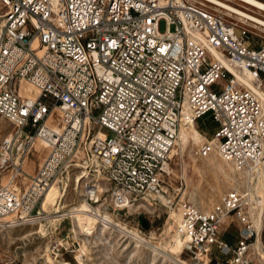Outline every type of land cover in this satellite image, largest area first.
Listing matches in <instances>:
<instances>
[{
	"label": "built area",
	"instance_id": "2783aa9c",
	"mask_svg": "<svg viewBox=\"0 0 264 264\" xmlns=\"http://www.w3.org/2000/svg\"><path fill=\"white\" fill-rule=\"evenodd\" d=\"M247 33L188 0H0V116L12 126L0 139V172L28 177L21 190L0 186V218L22 213L0 223L41 217L42 194L71 159L85 121L87 150L121 205L162 191L180 122L211 123L212 145L239 167L263 163L264 105L230 70L264 82V39L250 42ZM19 79L36 88L33 100L17 94ZM54 106L58 131L45 124ZM35 137L47 153L28 174L22 163ZM210 148L201 144L198 155ZM251 201L246 190L229 189L211 207L182 202L174 228L187 233L188 248L215 247L222 258L214 264H252Z\"/></svg>",
	"mask_w": 264,
	"mask_h": 264
},
{
	"label": "rangeland",
	"instance_id": "374dc122",
	"mask_svg": "<svg viewBox=\"0 0 264 264\" xmlns=\"http://www.w3.org/2000/svg\"><path fill=\"white\" fill-rule=\"evenodd\" d=\"M219 1L225 3L224 0ZM262 1L264 2V0ZM228 4L264 21V14L257 10L235 1ZM213 11L218 13L216 10ZM226 19L233 25H236V29L240 30L243 28L247 30L249 32L247 33L249 39H252L250 42L264 39L263 27L249 23L244 24L235 17ZM158 29H164L163 21L158 23ZM28 90L33 95V91L30 89ZM56 112L58 111L56 110ZM56 119L57 114H54L50 120V124L54 125ZM206 122L205 120L204 122L198 120L196 121V127L205 138L210 139L212 124ZM11 129L12 126L10 123L0 116V139L8 136ZM88 147L89 145L84 143L76 155L78 157H75L71 161V164H81L83 161L87 160L88 157H91L90 152L87 150ZM198 147L199 146L190 145L182 154L178 148L175 146L173 147V149L178 150L179 155L177 154L171 159L169 158V175H164V183L162 186L164 187L163 190L165 191L167 201H169V206H163L159 201L149 206L144 204L141 199H137L134 203H130L131 207L129 209H124L117 217V220L127 226V228L140 234L150 245L161 247L164 241L169 237L170 225L168 222L171 213L173 210H176V205H180L182 202H188L197 208H207L218 202L221 196L229 189L246 190L244 175L232 171L230 166L224 164L219 155L212 156L211 154H207L205 157L199 156ZM46 153L47 150L37 143L28 157L27 164L24 166L25 168L22 163L24 171L28 174H32L35 167L40 164ZM213 157L216 158L218 164L212 163ZM36 158L38 159L37 161H35ZM103 167L104 166H100L102 174L100 180L102 186L105 187L106 190L103 194L99 195L100 202L91 206L98 207L103 213L112 214V203L109 198L108 188L110 190L113 187L106 180ZM63 170L64 169L61 170L45 193L46 195L52 187L57 188L58 194H56L51 202L52 204L44 200V195L41 203V211L43 213L40 218L30 223L10 227L5 225L2 227L0 226V264H178L165 258L160 253L153 252L149 246L145 244H136L118 233L114 228L104 226L99 222L95 223L94 227L89 232H84L79 230L74 221L75 232L72 233L69 231L71 222L68 217L64 216V218L60 219L55 228L50 227L47 222V217L55 216L53 213L54 209L58 207L60 202L63 211H67L69 208L85 199L82 183L78 191L74 190V178L79 175L81 169L79 170L76 167L70 168V181L68 182L65 193L62 192L61 188H58L59 185L56 183L58 179L60 180L62 178L61 173ZM90 172L91 175L95 174L92 171ZM11 179L13 187L19 190L25 188L28 184V179L21 177H12ZM9 181L10 170L8 169L0 172V186L7 184ZM85 183L91 185L93 180L89 179L85 181ZM185 191H187V195L184 197ZM62 194L63 197H61ZM194 201V204L191 203ZM89 204H92V202ZM40 225L43 226V233L40 232ZM230 231L234 234V230L230 229ZM220 236L221 238H226V233H221ZM59 238L61 243L58 240ZM230 238H232L230 241L233 242L234 237L231 235ZM254 241L255 240L252 241V244ZM260 241L264 253V214ZM81 247L84 248L83 252H80ZM190 249L193 250L192 248ZM167 251L168 250H165L164 252L170 255ZM183 254L189 264H212L214 260H220L222 258L215 247L211 248L208 254L204 253V251H198L196 254L190 252L189 248L186 246ZM77 256L80 257V262ZM259 256L261 257V255ZM248 257L250 259V250ZM251 263L264 264V260L259 258L254 253V250H251Z\"/></svg>",
	"mask_w": 264,
	"mask_h": 264
},
{
	"label": "bare ground",
	"instance_id": "6f19581e",
	"mask_svg": "<svg viewBox=\"0 0 264 264\" xmlns=\"http://www.w3.org/2000/svg\"><path fill=\"white\" fill-rule=\"evenodd\" d=\"M190 1L196 2L205 8L207 7V9L210 8L212 10H216L219 13V15H221L225 19L235 17L244 24L249 23V24L259 25V26L264 28V21H262L256 17H253V16H251V15H249L243 11H240V10H238V9H236V8H234L228 4V3H232L233 1L239 2V3H241L247 7H250L252 9L257 10L258 12L264 14V2L262 0H224L225 3L221 2L219 0H190ZM234 26H236V25H234ZM215 56L221 62H223L222 58L217 53H215ZM230 70H231V72H233L236 79L240 80L242 82L243 86L250 88L256 92L261 105H264V86H263L264 83L259 82V81H254L246 71H237V70H234L233 68H230ZM15 89H16V92L19 95V97L23 100H26V101L33 100L38 93L36 88H34L29 82H27L24 79H19L17 81V85H16ZM28 89L33 91V95L29 92ZM56 110L58 112H56ZM54 114H57L56 123L54 125H51L50 120L52 119ZM194 123H195V121H189L186 123H184V122L179 123L177 131L175 133L173 145L168 152V157L171 159L178 154V150L173 149L174 146L176 148H178L182 154L184 152V150L187 149V147L190 145L200 146L201 144H203L205 142H209V144L211 145V148H210V151L208 154H211L212 156L219 155L221 157V159L223 160L224 164L227 166H230V169L232 171H235V172L239 173L240 175H244V180H245V184H246L245 185L246 191L248 192V194L251 196V199H252L251 204L248 207V210H249V214L252 218L253 227L255 229V238H254L255 241L253 244L251 243V245L249 247L250 260H251V250H254V253L259 258L264 260V253H263V249H262L261 241H260L262 219H263V214H264V162L261 164L254 165L252 167V170H246L245 168L237 166L230 159H228L225 156H223L222 154H220L217 151V149L214 147V145H212L213 141H209V140L205 139L195 129ZM45 124L47 126L53 128L56 131L60 130V128H61L60 109L57 106H54L52 108V110L50 111V113H49V115L45 121ZM86 132H87V123L85 121L84 129L82 131L80 141H79L71 159L69 160V162L65 163L61 167V169L59 170V173H60L61 170L64 169L63 172L61 173L62 178L60 180L58 179L56 182L59 185L58 188H61L62 192L65 193V191L68 187V182L70 181V176H69L70 168L76 167L79 170L81 169V172L79 173V175H77L74 178L75 179V184H74L75 189L74 190L78 191V188L80 187V184L82 183L85 199L81 200L76 205L69 208L67 211L66 210L63 211V209H62L63 207H62V204L60 202L58 207H55V209H54L53 213L55 214V216L47 217V219H48L47 222L49 223V226L55 228L57 226L58 222L60 221V219L64 218V216H66L69 218V220L71 222V227L69 228V231H71L72 233L75 232V230H74V221H75L80 231L89 232L94 227V224L99 222V223L103 224L104 226L114 228L118 233H120L123 236H125L126 238L132 240L136 244H145V245L149 246V248L153 252L160 253L165 258L170 259V260L174 261L175 263L189 264L188 260L186 258H184L185 256L183 254L185 251V247L188 245L189 236L187 235V233L180 231L178 228L177 229L174 228L175 226L178 227L180 224V205L179 204L175 206L176 210H173V212L170 215V219L168 222L170 225V227H169L170 234H169V237L167 238V240L164 241L163 246H161V247H158L155 245H150V243H148L140 234H138L136 231H134L132 229L127 228V226H125L123 223H121L119 220H117V217L121 214V211H123L124 209H129L131 207V204H130L129 200H127V199H125L126 201L124 202V205L117 204L115 201H113L112 194L114 192L118 191V189H116L115 187L112 186L113 188L110 190L108 188L109 198H110V201L112 203V206H111L112 211H113L112 214L103 213L99 210L98 207L91 206V205H96L100 202L99 201V195L103 194V192L106 190V188L102 186V183L100 180V178L102 176L100 166H102V164H100V162L98 163V160L93 155H91V157H93V158L88 157L87 160L83 161L81 164H78V163L71 164L72 163L71 161L75 157L76 158L78 157L76 155L79 152V149L81 148V146L84 145V143H87L89 145V142L87 140H85ZM94 135L99 136V137H103V132L101 130H96L94 132ZM34 140H35V142H34ZM37 143L39 144V146H41L47 150V145H46L45 141L43 139H41L40 137H35L31 143V147L29 149L28 154L25 156V158L23 160V167L26 166L27 161H28V157L30 156L31 152L33 151V149L35 148ZM170 159H169V161H170ZM212 163L218 164L216 162L215 157H213ZM168 167H169V165L167 163L166 174H165L167 176L169 175ZM24 168H23V170H24ZM87 168H89V169H87ZM90 171H92L95 174L91 175ZM59 173L54 177L52 182L44 190L42 197L40 199V210H41V203L43 201L44 195H45L48 187L54 182V180L57 178ZM17 177L28 179L27 176H25L24 174H21L20 176H17ZM163 177H164V175H163ZM89 179L93 180V183L91 185H89V186H92L89 188L93 189V192L90 195H88L86 193L87 187L85 186V184H86L85 181H87ZM11 180L12 179H10V181L7 183V185L11 186L12 188H14L16 190H19L16 187H13V184H12L13 182ZM163 181H164V178H163ZM242 185H243V183H242ZM163 189H164V187H161V190H162L161 192H158L157 194H145L139 199H141V201L144 204H147L149 206H152L153 203H155L156 201H159V203L163 206H166V205L169 206V201H167V198L165 196V191ZM56 194H58L57 188L52 187L48 191V193L45 195L44 200L47 203H51L53 201V199L55 198ZM186 195H187V191H185L183 196L185 197ZM61 197H63V194L61 195ZM90 202H92V204H89ZM191 203L194 204L195 201L191 202ZM198 205H200V204H198ZM21 214H22L21 212H19V213L17 212L16 214L6 215V216L1 217L0 220L1 221L10 220L14 217H17L18 215H21ZM172 224H173V226H172ZM2 225L3 224L0 223L1 227H2ZM8 227H10V226H8ZM39 228H40V232L43 233V229H42L43 226L40 225ZM58 240L61 243L60 238ZM83 247H81L80 252L84 251ZM165 250H168L167 252L170 255L166 254L164 252ZM189 250H190V252H194L196 254L198 251H204V253L207 254V248H204V249L194 248L193 250H191L189 248ZM259 255H261V257ZM181 257H182V259H181ZM79 258L80 257L77 256V259L80 262ZM65 264H67V263H65Z\"/></svg>",
	"mask_w": 264,
	"mask_h": 264
},
{
	"label": "trees",
	"instance_id": "16d2710c",
	"mask_svg": "<svg viewBox=\"0 0 264 264\" xmlns=\"http://www.w3.org/2000/svg\"><path fill=\"white\" fill-rule=\"evenodd\" d=\"M194 127H195V129L198 131V129H197V127H196V122L194 123ZM199 132V131H198ZM200 133V132H199ZM201 134V133H200ZM202 135V134H201ZM207 139V138H206ZM207 140H209L210 141V139H207ZM143 227H144V225H143ZM226 238H227V240H229V237L228 236H226ZM212 264H214V262H212Z\"/></svg>",
	"mask_w": 264,
	"mask_h": 264
},
{
	"label": "crops",
	"instance_id": "0c3cea01",
	"mask_svg": "<svg viewBox=\"0 0 264 264\" xmlns=\"http://www.w3.org/2000/svg\"><path fill=\"white\" fill-rule=\"evenodd\" d=\"M203 136V135H202ZM204 137V136H203ZM205 138V137H204ZM206 139V138H205ZM38 159L36 158L35 161H37ZM28 178V177H27ZM261 263V262H260Z\"/></svg>",
	"mask_w": 264,
	"mask_h": 264
}]
</instances>
